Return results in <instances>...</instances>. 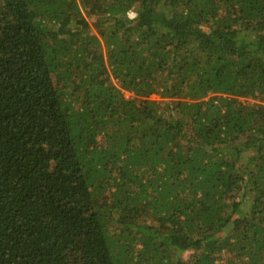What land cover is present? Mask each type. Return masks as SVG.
<instances>
[{
    "label": "trees",
    "instance_id": "obj_1",
    "mask_svg": "<svg viewBox=\"0 0 264 264\" xmlns=\"http://www.w3.org/2000/svg\"><path fill=\"white\" fill-rule=\"evenodd\" d=\"M252 100L264 0H0V264H264Z\"/></svg>",
    "mask_w": 264,
    "mask_h": 264
},
{
    "label": "rangeland",
    "instance_id": "obj_2",
    "mask_svg": "<svg viewBox=\"0 0 264 264\" xmlns=\"http://www.w3.org/2000/svg\"><path fill=\"white\" fill-rule=\"evenodd\" d=\"M125 96H126V98H130V97H132V94H130V93H125ZM151 99L152 100H161L159 97H157V96H152L151 97ZM243 101H245V99H243ZM250 102H252V103H261V104H264V101L262 102V101H255V100H252V101H250ZM187 254L186 255H184V259H187Z\"/></svg>",
    "mask_w": 264,
    "mask_h": 264
}]
</instances>
